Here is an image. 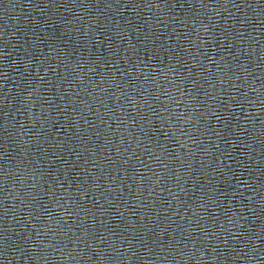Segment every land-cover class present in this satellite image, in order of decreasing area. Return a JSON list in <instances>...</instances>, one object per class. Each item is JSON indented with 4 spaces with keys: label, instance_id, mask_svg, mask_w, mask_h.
I'll return each mask as SVG.
<instances>
[{
    "label": "water",
    "instance_id": "1",
    "mask_svg": "<svg viewBox=\"0 0 264 264\" xmlns=\"http://www.w3.org/2000/svg\"><path fill=\"white\" fill-rule=\"evenodd\" d=\"M0 264H264V0H0Z\"/></svg>",
    "mask_w": 264,
    "mask_h": 264
}]
</instances>
